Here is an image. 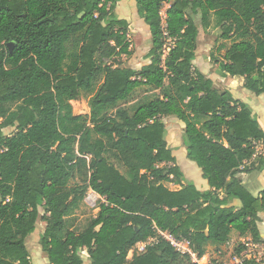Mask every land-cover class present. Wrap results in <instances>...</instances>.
<instances>
[{
    "label": "trees",
    "instance_id": "trees-1",
    "mask_svg": "<svg viewBox=\"0 0 264 264\" xmlns=\"http://www.w3.org/2000/svg\"><path fill=\"white\" fill-rule=\"evenodd\" d=\"M118 1L0 0V264H35L26 240L39 220L50 264H83L84 251L90 264H193L165 240L128 258L155 226L190 239L199 255L233 230L264 242V188L255 195L240 177L264 169V128L248 103L194 66L201 31L214 22L232 40L223 73L264 95V0H174L166 27L165 0H136L153 39L140 70L115 60L132 53ZM142 86L159 93L131 112L124 103ZM83 93L90 111L75 114L71 101ZM170 115L185 124L187 157L211 189L185 183L165 138ZM90 190L99 211L75 231L67 219Z\"/></svg>",
    "mask_w": 264,
    "mask_h": 264
},
{
    "label": "rangeland",
    "instance_id": "rangeland-1",
    "mask_svg": "<svg viewBox=\"0 0 264 264\" xmlns=\"http://www.w3.org/2000/svg\"><path fill=\"white\" fill-rule=\"evenodd\" d=\"M173 1L174 0H165L163 11H166ZM114 12L119 17L127 18L130 21L129 39L131 41L132 49L130 55L118 56L115 60L117 63L140 70L144 64L151 61L148 56L153 47V39L149 26L138 14L136 0H119L116 3ZM231 41L232 40L230 39L222 38L221 29L216 27L213 22L210 28L201 31L194 66L200 69L207 77L212 78L214 80V85L218 90L224 91L228 89L233 92L236 98H241L248 103L254 109L264 127V103L262 105L260 103L261 99H258L264 98V95H256L245 89L243 77L226 75L220 67V61L223 59V55L226 51L225 47L230 45ZM158 93V90L142 86L133 93L131 98L124 103V106L132 112L139 103L154 97V95ZM71 103L75 114H85L90 111L88 104L89 96L86 93H83L80 99L72 100ZM164 122L166 125L165 138L168 145L177 156L178 164L184 171L185 183L199 181L202 171L195 162L188 159L187 148L183 142L185 124L177 116H166L164 117ZM12 131L13 129L11 128H5L4 130L6 134L11 133ZM258 150L259 152H263L264 146L259 144ZM116 163L120 170L125 173L126 169L124 166L119 162ZM166 184L172 189L179 188V185L172 183ZM96 195L98 197L92 199L87 198L84 200L75 212L68 217L67 222L71 229L75 231L83 230L89 220L97 214L99 211L97 205L101 201V198L98 194ZM41 211L43 212V208H41ZM45 226L46 222L39 220L36 225V230L30 234L26 240L32 261L35 264H50L47 253L43 250L41 245V236L44 232ZM83 255L85 259L83 264H87L89 257L86 254V251L83 252Z\"/></svg>",
    "mask_w": 264,
    "mask_h": 264
},
{
    "label": "built area",
    "instance_id": "built-area-1",
    "mask_svg": "<svg viewBox=\"0 0 264 264\" xmlns=\"http://www.w3.org/2000/svg\"><path fill=\"white\" fill-rule=\"evenodd\" d=\"M161 14L163 18V26L166 27V11L162 10ZM96 194L97 193L90 190L85 200L87 198L92 199L94 197H98ZM154 229L155 234L147 240L137 242L133 249L129 251L128 258H132L135 253L145 252L149 246H153L154 244L165 240L169 242L177 252L189 256L193 264H243L245 261L250 259L255 260L260 264L264 263V242H257L252 238L244 242L246 248L241 252L234 251L224 259L213 260L207 256V254L199 255L196 251H194L190 239L177 236L173 232L163 230L158 226H155Z\"/></svg>",
    "mask_w": 264,
    "mask_h": 264
},
{
    "label": "crops",
    "instance_id": "crops-1",
    "mask_svg": "<svg viewBox=\"0 0 264 264\" xmlns=\"http://www.w3.org/2000/svg\"><path fill=\"white\" fill-rule=\"evenodd\" d=\"M261 99L260 103L263 105L264 98H258ZM175 115H170L168 117H174ZM259 118V122H260ZM261 124V122H260ZM262 126V124H261ZM263 127V126H262ZM264 128V127H263ZM200 169V168H199ZM201 170V169H200ZM241 179L243 180V183L247 185V187L253 192L255 195H258L260 191L264 188V169L262 171H252L250 173H241L240 174ZM195 185L202 191L211 189L210 185L208 184L207 180L204 179L201 175V178L197 182H193ZM220 196L223 197L224 193L220 191ZM231 205L239 208L241 206V202L238 199H233L231 202ZM260 221L258 222L259 230L264 236V212L259 213ZM252 237L250 234L247 235H240V233L236 230H233L230 235L229 241H227L224 244L218 245L214 243H209L207 246V251L205 254L212 258L213 260H219L224 259L228 257L232 252L235 251V248L241 244L244 243L247 240H250ZM88 255V253L86 252ZM89 257V255H88ZM85 260V259H84ZM91 260L88 258L87 264H90ZM264 264V263H262Z\"/></svg>",
    "mask_w": 264,
    "mask_h": 264
},
{
    "label": "water",
    "instance_id": "water-1",
    "mask_svg": "<svg viewBox=\"0 0 264 264\" xmlns=\"http://www.w3.org/2000/svg\"><path fill=\"white\" fill-rule=\"evenodd\" d=\"M9 46H10V48L12 49V48L14 47V43H13V42H10V43H9Z\"/></svg>",
    "mask_w": 264,
    "mask_h": 264
}]
</instances>
